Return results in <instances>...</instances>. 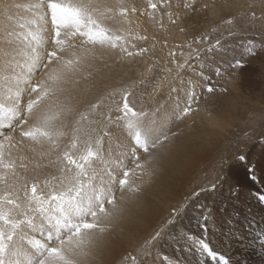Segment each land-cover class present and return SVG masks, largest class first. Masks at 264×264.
<instances>
[{"label":"bare ground","instance_id":"1","mask_svg":"<svg viewBox=\"0 0 264 264\" xmlns=\"http://www.w3.org/2000/svg\"><path fill=\"white\" fill-rule=\"evenodd\" d=\"M248 1L252 2V0H222L221 3L217 0H168L164 8L158 6L157 10L152 12L148 8V0H94L101 5V12L106 11L105 5L113 8L112 13H106L112 16V19L105 21V27L110 28L114 34L124 37L120 42L123 48L135 51L139 46V49L144 48L147 51L143 52L141 57L134 56L135 54L128 56L120 49H101L97 46L88 50L91 54L87 57L85 67L77 71L66 70L64 79L53 85L64 89L58 105L43 103L38 108L39 115L52 118L56 132L65 134L53 137L59 147L47 144L43 150L37 148L35 153L31 151L26 153L31 159L25 161L27 170L18 173L20 179L17 185L20 187L25 180L30 184L34 177H38V195L46 196L53 192L67 191L72 186L68 181L74 172H61L66 165L64 151H68L79 161V157L88 150L87 127L88 134L93 127L96 131L103 128V133H108V137H101L104 143L103 148H99L102 152H99L101 154L98 158H102V163H97L96 157V160L91 161L94 175H91V179L88 178V182L90 179V193L95 190L115 198V209L105 202V208L114 212V215L111 219L100 218L99 227L92 230L90 242L81 245L78 254L75 255L76 264H218L220 256H223L228 264H264V201L259 199L264 192L255 198L253 192L257 187L256 179L250 180L248 171L244 177L242 169L246 164L249 166L250 161L247 162L246 158L252 155L246 153V156L243 155L245 157L243 161L232 162L222 179L221 169L217 168L224 149H221L223 142L221 137H224L226 129L237 121V117L252 107L246 106V101L238 95L237 88L240 84L237 82L235 71L229 67V70H225L219 77H214L211 85L214 91L208 92L207 96L192 104L189 118L192 119L193 126L189 134L177 135V127L175 125L169 127L167 124L174 115L175 107L181 101L180 93L170 92L176 85V74L180 72L181 62L177 55L187 45L185 44L187 42L183 43L185 45L178 42L190 40L197 34V29L202 30L218 19L239 11L241 6H249ZM64 2L74 3V0ZM18 4L21 7L17 8ZM185 4H194L197 11L192 12L189 9L183 11L182 6ZM25 5L28 7H24ZM203 5H207V8ZM120 6L129 9L126 17L118 15ZM252 6L254 11L264 12V4L259 8L258 4ZM132 7H136L138 12L132 13ZM9 15L15 18L13 27L21 38L28 32H36L40 37L39 44L36 41H32L31 44L27 41L17 42L20 51L17 59L21 65L31 63L32 55L42 57L48 50H53L48 20L40 19L47 15L44 4L37 0H0V34H4ZM171 19H175L176 23L172 24ZM32 21L35 23H31ZM21 23L25 24L24 29L19 28ZM61 31L63 33L64 29ZM61 38L66 40L64 46L66 51L62 53L65 60L75 61L84 55L85 50L79 47L78 37L73 39L69 34L62 35ZM72 44L76 47H70ZM33 47L37 49L36 53H32ZM162 47L167 49V53L158 49ZM93 55L97 58L93 59ZM149 56L157 58L159 62L156 63V59L153 61ZM222 56H227V53ZM169 58L174 60L168 61ZM186 59H189V56ZM154 62L155 68L151 71ZM155 70L162 74L147 98L149 100L156 97L159 91L154 105L147 109L146 119L135 117L132 119L140 125L142 135L145 129L150 130L152 136L160 135L161 130H167L165 135L168 140L155 150L149 146L148 152L140 151L138 148L135 156H139V160L135 161L130 154L134 148L132 137L135 130L127 127L126 119L117 120L114 116L120 113L116 112L122 106L124 93H129L135 84L146 86L149 82L148 75ZM15 74L23 75L24 79L30 76L32 83L46 79L43 66L31 73H28L27 68H19ZM12 75L0 70V103L9 108L15 105L8 98L25 87L24 84L17 85ZM193 80L199 84L198 77H194ZM169 81L172 83L168 84ZM165 85H168V91ZM203 85L205 88L206 84ZM140 90L143 91L144 88ZM167 93L170 96L165 99ZM129 98L131 100L128 99L129 104L135 101L134 95H130ZM28 99L29 96L25 94L22 102L26 105ZM98 100L103 101L98 108L99 111L89 113L87 120L76 124L75 120L79 119V113L84 112L91 103ZM258 103L257 101L255 104ZM131 105L134 108L133 104ZM113 106L116 107L114 109L116 112H112ZM101 112L104 119L108 117L105 122L103 117H100ZM120 115L121 113L118 114ZM10 123L5 119L0 122V126L8 127ZM35 123V119L30 121V124ZM86 123L88 125L85 130ZM103 133L102 136H106ZM3 137L13 138L11 143L7 140L3 143L5 155L10 153L11 159L19 162L25 153L12 146L20 139L19 129L0 127V139ZM93 141L95 144L96 140ZM263 158L255 165L258 172L259 168L264 171ZM137 164L140 167H137ZM126 169L129 170L128 183L121 187L119 179ZM259 173L258 183L264 185V176ZM61 180L64 181L63 186ZM216 182L218 184L214 190H206V187ZM50 185H53V188ZM233 188L239 190L234 195ZM203 194L205 196H202ZM206 194H209L207 199ZM207 201H210V204ZM194 205L201 206L196 209ZM172 209H176L173 214ZM235 212L238 216H234ZM22 219L35 218L29 215ZM88 219L91 221V217ZM224 219H230L231 225H227ZM41 220L42 218L35 219L36 227L28 225L22 227L21 235L16 237L19 255L6 259L17 261L18 264H27V260L33 258L34 250L28 246V242L42 239L39 235ZM157 231L160 232V237L152 244L147 243ZM44 232L42 231V235ZM200 240L209 245L217 254V259L202 252Z\"/></svg>","mask_w":264,"mask_h":264},{"label":"snow or ice","instance_id":"2","mask_svg":"<svg viewBox=\"0 0 264 264\" xmlns=\"http://www.w3.org/2000/svg\"><path fill=\"white\" fill-rule=\"evenodd\" d=\"M167 3L168 0H157V2L148 0V8L154 12L158 6L164 8ZM16 7L21 6L18 4ZM24 7L28 6L25 5ZM100 7L101 5L94 2V0H74V3H66L64 0H46L47 15L40 17V19L50 17L53 26L51 37L53 50L48 51L42 57L32 55L30 57L31 63L23 65L19 63L17 57L20 55V51L17 42L27 41L31 44L32 41H36L39 44L40 37L38 33L28 32L21 38L13 27L15 18L9 15L4 34H0V61H2L0 62V70L13 74L12 79L15 80L17 85H25L22 90H18L8 98L15 105L14 107H5L3 103H0V122L7 119L11 122L8 127L19 129L20 139L12 146L25 153L21 156L19 162L11 159L10 153L5 155L3 151V143L5 140L11 143L13 138L3 137V139H0V264H18L17 261L6 259V257L19 255L16 237L21 235L24 225L36 227L35 219L38 218H42L41 230L47 232L46 243L35 242L33 258L28 259L27 264H76L75 255L78 254L81 245L90 242L93 235L92 230L99 227L100 218L111 219L114 215V212H110L105 208V202L115 209V198L95 190L90 193V184L84 179L89 177L91 161L99 154L102 138L95 141L98 146L97 150L93 151L89 147L87 153L79 157V161L73 155H70L68 151H64L63 157L66 165L65 168L61 169V172H74V175L68 181L72 186L67 191L53 192L46 196L38 195V177H34L30 184L28 180H25L23 185L17 186L20 179L18 173L27 170L25 161L31 159L26 153L28 151L35 153L37 148L43 150L47 144L59 147L53 137L65 134L56 132L52 118L39 115L38 108L43 103L52 106L58 105L60 94L63 93L64 89L53 85L64 79L66 70L77 71L85 67L87 57L91 54L88 50L97 46L101 49H120L125 51L128 56L133 55L132 52L123 48L120 43L124 37L114 34L110 28L105 27V21L112 19V16L106 13H112L113 8L105 5L106 11L101 12ZM203 7L207 8V5H203ZM185 8L190 9L192 12L197 11L194 4H185ZM128 12L127 7L120 6L118 15L126 17ZM131 12L137 13L138 9L132 7ZM141 14L143 13L141 12ZM149 15H151V12H149ZM169 15L171 17V14ZM31 23H35V21ZM171 23L175 24L176 20L171 19ZM19 28L24 29L25 24H19ZM61 29H64L63 33ZM69 34L73 39L78 37L79 47L85 50L84 55L75 61L72 59L65 60L62 55L66 51L64 47L66 40L62 39L61 36H68ZM141 39H147V37H141ZM203 40H208V37L204 36ZM195 42L201 43V38L197 37ZM219 45L220 41L216 40L208 50L212 51ZM70 47L75 48L76 45L72 44ZM31 51L36 53L37 49L33 47ZM145 51L147 49L141 48L136 54L139 55ZM196 51L198 55L199 52ZM96 58L93 55V59ZM41 66L45 69L46 79H42L38 83H32L30 76L24 79L23 75L15 74L19 68H27L28 73H31L34 69L39 70ZM241 66L239 60L233 65V67ZM180 67L183 68L185 65L182 64ZM217 74H219V70H217ZM49 81L52 83L50 84ZM206 90L208 92L214 91L211 86H208ZM173 91H176V89H173ZM25 94L29 96L26 105L22 102V97ZM128 95L129 93H124L122 106L118 108L121 116L116 119H126L127 127L130 130H135L132 139L136 147L148 152L150 145L155 150L157 146L166 142L168 137L163 134L152 136L151 131L148 129H145L142 135L140 125L132 119L137 115V112L130 106ZM102 103V100L91 103L84 112L79 113V119L75 120V123L80 124L82 121L87 120L89 113L95 112ZM191 110L189 102V106L183 109V114L187 115ZM33 119L36 120V123L30 124ZM109 119L111 118L109 117ZM74 131H78V129H74ZM107 134V132L103 133V135ZM74 145L75 141L73 140ZM132 159L138 161L139 156L134 155ZM239 159L243 161L245 157L240 156ZM136 166L140 167L139 164ZM128 176L129 170L126 169L123 172V178L119 179L121 187L128 183ZM63 184L64 181L61 180V186ZM215 187V184L211 185V190H214ZM259 199L264 201V195L259 196ZM173 211L175 212V210ZM29 215L35 219H22V217L26 218ZM88 217H91V221ZM45 221L47 228H45ZM159 237L160 232L157 231L147 243L152 244ZM199 244L203 253L217 259V254L210 249L206 242L200 240ZM165 259L167 258L165 257ZM218 264H228V261L220 256L218 257Z\"/></svg>","mask_w":264,"mask_h":264},{"label":"rangeland","instance_id":"3","mask_svg":"<svg viewBox=\"0 0 264 264\" xmlns=\"http://www.w3.org/2000/svg\"><path fill=\"white\" fill-rule=\"evenodd\" d=\"M217 1L220 3L222 2V0H217ZM249 2L250 1H248V3ZM250 4H252V5L258 4V8H259L261 6V4H264V0H252V2H250ZM250 4H249V6H245V5L241 6V9H239V11H237L235 13L228 14L227 16H225L226 18L222 17V18L218 19L217 21H215L214 24L209 25L204 29L202 28V30H200V28L197 29L198 31L197 32L195 31L197 34H195V36L193 35L194 39L191 37L190 40L185 39L182 42H178L179 44H183V43L187 42L185 44H187V45L189 44L190 47L186 45V47H183L184 48V49H182L183 51H180L179 54L177 55L178 58L180 57L182 59L181 60L179 58V61L181 62L180 65L183 64V65H185V67H183V68L180 67V72H178L176 74L177 75L176 85H174L170 89V92L176 93V94H177V92L180 93L179 100H181V101H179L178 106L175 107L176 109L178 108L177 109L178 113H177V110L174 109L175 110L173 112L174 115L170 119V121H168L167 124L169 127H173L174 125H175V127H177L176 128L178 130L177 135L189 134L191 129H192V126H193V124L191 122L192 119L189 118L191 111L187 115H184L183 109L185 107L189 106V102H190V105L192 107V104H194V102L196 103L198 100H201L203 97L207 96L206 94H208V91L206 89L208 86L213 85L212 81H213L214 77H219L222 73L225 72V70L226 71L229 70V67H230V69L234 70L236 73L235 75H237V82H238V84H240L237 88L239 90L238 95L241 99L243 98L246 101V104H245L246 106L252 105V107L246 113L242 114V116L237 117L238 118L236 121L237 123L233 122L234 124L231 127L229 126L226 129V131L224 132L225 133L224 137H221L222 141H223L222 145H221V149L222 148H224V149L222 150L223 154L220 157L219 162L217 163V168L219 167V169H221L222 174L220 175V179H222L223 176H225V174L229 170L230 164L232 162H238V161H240V159H239L240 156H243V155L246 156L247 155L246 153H250L252 155L251 156L252 159H251V157L246 158L247 162L250 161L248 163L249 166L246 164V166H244V168H242V169H244L243 170L244 171V177H245L246 171H248V178L250 180L256 179L255 183H256L257 187H256V190L253 192V195L256 198L259 194L264 192V185H262L261 182H260L261 185H260V183H258V173L260 172L259 174L264 176V171L262 168H259V172H258V169L255 166L264 157V12H261L262 10L259 12L254 11L253 10L254 6H252ZM182 10L184 11L187 9L185 8V6H182ZM198 10H200V9H198ZM185 12H187V11H185ZM195 32H193V33H195ZM204 36H207L208 40H203ZM197 37L201 38V41H202L201 43L195 42ZM216 40L220 41V45L217 48L213 49L212 51H209L208 50L209 47L212 44H214ZM188 41H190V42H188ZM191 43H192V45H191ZM185 44H183V45H185ZM158 46H160V45H158ZM138 47L139 46H137L136 48H138ZM176 47L179 48L180 45H176ZM136 48H135V51H133V50L130 51L133 54H135L134 56L137 55L135 52L139 50V48H138V50ZM166 48H167V46H166ZM166 48L162 47V48H158V49L161 52L167 53ZM249 49H251V51H249ZM196 50H198V52H199L198 55L196 54L197 53ZM226 50H228V51H226ZM192 53H194V54H192ZM203 53H205V54H203ZM226 53H227V56L223 57L222 55H226ZM142 54H139L137 56L141 57ZM188 54H191V55H188ZM207 54H208V56H206ZM184 56L186 58L189 56V59H186ZM149 57L151 58V56H149ZM152 59H153V57L151 58V60ZM155 59H156V63L159 62L160 55L158 56L159 60L157 58H155ZM155 59H153V61ZM170 60L172 61V60H174V58H172V59L169 58L168 61H170ZM186 60H188V61H186ZM237 60L241 61V64H242L241 67H233V65L235 64V62ZM156 63L154 62V64L152 65L153 67H152L151 71L154 70ZM217 70H219V74H217ZM161 74H162V72L157 73V70H155L154 73H150V75H148L147 79H149V82L146 83V86L141 87L140 84H135L131 88L129 95H128V99L130 100V98H129L130 95H134V97H135V101H133L131 103V104H133L134 109L137 112V115L135 116V118L146 119V115L148 114L147 109L150 106L154 105L153 102H155V99L157 98L159 91H157V93L155 95L156 97H151L149 100H147L148 94L152 93L151 92V91H153L152 88L155 85L156 80L159 78V76ZM194 77H198V81H199L200 85L198 84V82L197 83L194 82V80H193ZM241 78L242 79L244 78V79L241 80ZM245 78H247L248 80L247 79L245 80ZM171 83H172V81L168 82V84H171ZM190 83L191 84L192 83L198 84V86H196L195 84L191 85ZM203 84H206L205 85L206 89L204 88ZM139 86H140V88H137ZM164 87L167 88L168 85H165ZM188 87L192 88V89H189ZM141 88H144V90L143 91L140 90ZM240 88H242L241 91H240ZM173 89H176V91H173ZM167 91H168V88H167ZM189 93L192 95H190ZM169 96L170 95L167 93V96L165 99H168ZM249 101L251 104H249ZM257 101L259 103L255 104V103H257ZM131 104H130V106H132ZM116 105H118V104H116ZM114 107L115 106L112 107V112H114L115 111L114 109H116V107L115 108ZM96 111L98 112L99 110L97 109ZM179 111H182V112H179ZM118 112L119 111H117L116 113H118ZM102 114H103V112L100 113V117H103ZM118 114H120V113H118ZM118 114L114 117L115 118L118 117ZM246 114H248V115H246ZM106 118H108V117H106ZM106 118L104 119V117H103L104 122L106 121ZM254 119H255V121H254ZM113 121H115V120H113ZM85 125H86L85 126V130H86L88 123H86ZM91 125H93V124H91ZM90 129H92V128H90ZM102 129L98 128L96 131L95 128L93 127L91 132L88 134L89 127H87L86 135L89 137V144L88 145L90 147H92L93 151H96L98 148V146L93 143L94 142L93 140L99 139L101 137H108L109 136L108 134L106 136H102L101 133H103V131H104V130L102 131ZM99 131H101V132H99ZM94 132H95L96 136L94 135ZM166 132H167V130L166 131L161 130V134H163V135H165ZM158 135L159 134H157V136ZM90 138H91V140H90ZM103 143L104 142H102V144ZM102 144H101V146H99V148H101V149L103 148ZM76 145H77V147L79 146L77 144V142H76ZM88 145H87V147L89 148ZM133 147H134L133 149H135V151H133V150L130 151L131 152L130 154L133 156L137 154L136 153L137 150L138 151H139V149H141L140 151L143 150L142 148L138 149V147H136V145H134V144H133ZM99 152H102V150H100ZM85 153H87V152H85ZM99 154H101V153H99ZM99 154L96 156V158L98 160H96V159L95 160L97 163H102L101 162L102 158L101 159L98 158ZM103 160H104V158H103ZM253 160H255L256 162H254ZM121 161L122 160H120V163H122ZM250 163H251V165H250ZM261 165L263 166V162ZM119 167H120V165H119ZM121 167H122V165H121ZM255 167H256V170H255ZM254 171H256L257 174ZM89 173H90L89 177L84 178L85 180L87 179V181H88V178L91 179V177L94 175L92 167L90 168ZM262 176H261V178H262ZM122 178H123V175H122ZM90 179H89V182L91 181ZM41 184L44 185L43 183H41ZM89 184H91V183H89ZM216 184H218V182H216L215 185ZM50 186H52V188H53V185H50ZM55 187H57V185ZM206 190L210 191L211 186L206 187ZM238 191L239 190L233 188L232 195H234ZM208 195L209 194H206V199L208 198L207 197ZM202 196H205V195L203 194ZM202 198L204 199V197H202ZM246 199H248V198H246ZM207 203L210 204V201H207ZM199 206H201V205H199ZM194 208L198 209V205H194ZM246 209L247 208H245V211L248 212ZM173 210L174 209L171 210L172 214L174 213ZM175 212H176V209H175ZM235 215L238 216V213L235 212L234 216ZM224 222L227 225H231L230 219H226V220L224 219ZM245 229H246V227H245ZM212 232H215V231L212 230ZM217 232H219V231H217ZM168 235H170L169 231H168ZM162 246L164 247L165 245H162ZM135 258H136V255H135Z\"/></svg>","mask_w":264,"mask_h":264}]
</instances>
